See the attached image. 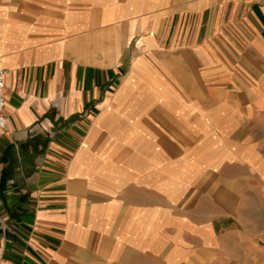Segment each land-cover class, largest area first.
<instances>
[{"label": "crops", "instance_id": "crops-1", "mask_svg": "<svg viewBox=\"0 0 264 264\" xmlns=\"http://www.w3.org/2000/svg\"><path fill=\"white\" fill-rule=\"evenodd\" d=\"M0 70V264H262L264 0H0Z\"/></svg>", "mask_w": 264, "mask_h": 264}, {"label": "built area", "instance_id": "built-area-1", "mask_svg": "<svg viewBox=\"0 0 264 264\" xmlns=\"http://www.w3.org/2000/svg\"><path fill=\"white\" fill-rule=\"evenodd\" d=\"M6 72L0 70V137L2 132L6 129L8 121L4 110L6 106L5 90H6Z\"/></svg>", "mask_w": 264, "mask_h": 264}, {"label": "rangeland", "instance_id": "rangeland-1", "mask_svg": "<svg viewBox=\"0 0 264 264\" xmlns=\"http://www.w3.org/2000/svg\"><path fill=\"white\" fill-rule=\"evenodd\" d=\"M258 237H259L260 241L256 240L257 243H255V246H256L257 251H258V248H259V252H260V256H261V260L260 261H261L262 264H264V234H260ZM254 240H255V237H254ZM247 263L253 264V263H251V261H248Z\"/></svg>", "mask_w": 264, "mask_h": 264}]
</instances>
